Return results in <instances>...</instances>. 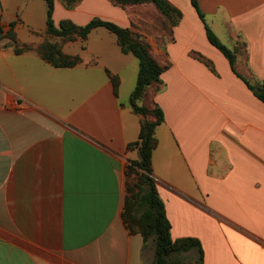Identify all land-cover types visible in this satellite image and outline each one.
<instances>
[{"label":"crops","instance_id":"obj_1","mask_svg":"<svg viewBox=\"0 0 264 264\" xmlns=\"http://www.w3.org/2000/svg\"><path fill=\"white\" fill-rule=\"evenodd\" d=\"M168 32L153 3L55 0L56 25L94 18L138 31L170 67L156 94L153 172L173 240L194 237L204 264H264V103L209 42L190 0ZM211 30L237 52V71L264 82V0H199ZM45 0H0V264H154V245L123 221L126 169L140 158L133 112L139 60L104 27L63 45L55 67L19 42L46 38ZM223 34V36L221 35ZM223 42V41H222ZM203 55L214 70L196 58ZM165 62V63H166ZM108 71L120 79L118 95Z\"/></svg>","mask_w":264,"mask_h":264},{"label":"trees","instance_id":"obj_2","mask_svg":"<svg viewBox=\"0 0 264 264\" xmlns=\"http://www.w3.org/2000/svg\"><path fill=\"white\" fill-rule=\"evenodd\" d=\"M47 3V29L45 40L37 45L23 44L18 41L12 31L6 38L13 42L16 53L35 48L43 60L55 67H74L81 63L78 55H68L63 52V45L68 41L82 39L86 41L90 33L99 27H104L117 36L118 44L125 54H132L139 60V73L136 87L131 95L130 104L133 112L142 116L139 139L130 144L128 149H137L140 158L133 160L126 169V197L123 209V221L132 233L142 235L145 243L155 238L154 264H180L174 256L183 253H193L195 259L191 264H204V249L199 239L185 237L173 240L171 237V222L167 217L165 204L159 196L156 181L153 177V152L158 141L156 129L164 120V112L156 103L155 96L162 89V75L170 67L155 53L154 48L138 31L136 22L124 28L114 22L94 18L85 25H78L69 19L62 20L59 25L54 21L55 0H45ZM65 7L71 9L81 0H62ZM113 5L123 9L146 3H153L162 19L164 28L172 33L174 27L182 18L181 11L169 0H109ZM203 21L209 42L228 59L232 70L244 80L254 94L264 103V82L255 91L236 69L237 52L224 45L218 36L208 26L202 12L199 0H190ZM1 33V31H0ZM200 61L214 70L213 64L203 55L193 53ZM115 94L118 95L120 79L108 71ZM183 264V263H181Z\"/></svg>","mask_w":264,"mask_h":264},{"label":"rangeland","instance_id":"obj_3","mask_svg":"<svg viewBox=\"0 0 264 264\" xmlns=\"http://www.w3.org/2000/svg\"><path fill=\"white\" fill-rule=\"evenodd\" d=\"M182 13V12H181ZM222 36H223V34H221ZM78 40V39H77ZM77 40H75V41H77ZM223 41V42H222ZM222 43L224 44V45H226L228 48H230L231 49V43H230V41L228 40V38L226 37V36H223V38H222ZM68 42H74V41H68ZM68 42H66V43H68ZM159 56V55H158ZM160 57V59L165 63L166 62V60H165V58L164 57H162V56H159ZM149 244H152V245H154V248H155V238L154 237H152L150 240H149V242H148ZM195 259V256L193 255V253L191 252V253H183V254H181V255H176V256H174V260H176V261H178L180 264L181 263H183V264H191V262L193 261ZM147 264H151V261L150 260H147Z\"/></svg>","mask_w":264,"mask_h":264},{"label":"water","instance_id":"obj_4","mask_svg":"<svg viewBox=\"0 0 264 264\" xmlns=\"http://www.w3.org/2000/svg\"><path fill=\"white\" fill-rule=\"evenodd\" d=\"M259 90V88H255V91L257 92Z\"/></svg>","mask_w":264,"mask_h":264}]
</instances>
